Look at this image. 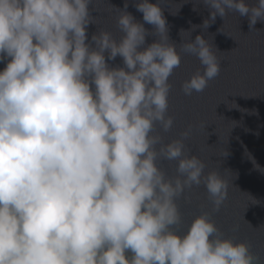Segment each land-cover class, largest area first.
Returning a JSON list of instances; mask_svg holds the SVG:
<instances>
[{
	"label": "clouds",
	"instance_id": "clouds-1",
	"mask_svg": "<svg viewBox=\"0 0 264 264\" xmlns=\"http://www.w3.org/2000/svg\"><path fill=\"white\" fill-rule=\"evenodd\" d=\"M200 2L208 18L181 29L177 45L160 0L134 3L143 23L125 2L118 41L106 30L89 40L91 0H0V264H264L214 219L229 184L190 155L197 126L165 142L182 53L201 65L181 84L185 96L221 73L225 52L191 32L229 13L250 31L264 23V0ZM118 56L123 66H110ZM162 161L176 162L175 175ZM201 186L211 208L179 235L177 201Z\"/></svg>",
	"mask_w": 264,
	"mask_h": 264
},
{
	"label": "water",
	"instance_id": "water-1",
	"mask_svg": "<svg viewBox=\"0 0 264 264\" xmlns=\"http://www.w3.org/2000/svg\"><path fill=\"white\" fill-rule=\"evenodd\" d=\"M125 2L129 5L127 11L143 23L142 13L133 6L139 0H91L89 9L95 22L88 26L89 40L100 30L111 32L117 41L120 39L123 33L116 25V16ZM246 2L254 4L256 0ZM160 3L170 39L177 45L181 43V29L188 31L194 25H202L209 16L200 0H160ZM145 27L153 30L151 25ZM255 29L259 31L249 30L247 17L229 13L225 21L218 16L207 30L197 27L191 32L192 39L203 33L219 52H225L218 54L222 60L221 73L204 92L185 96L181 84L201 70V65L195 57L182 53L181 66L170 77L168 114L173 116L174 125L165 134V142L178 137L189 123L197 126L187 142L190 155L200 156L208 165L206 171L220 172L229 184L228 200L214 216L218 227L226 235L247 240L254 251L264 255V23L258 22ZM184 35L187 38L188 34ZM154 39L147 37V43ZM108 63L123 66L119 56ZM3 67L0 63V70ZM225 97L227 103L221 102ZM206 123L212 124L206 126L205 132L199 125ZM175 165L174 161H162L170 176L175 175ZM188 195V202L177 201L182 215L179 235L186 233L201 211L211 208L203 186ZM233 228L236 230L232 231ZM127 255L130 257L131 253Z\"/></svg>",
	"mask_w": 264,
	"mask_h": 264
}]
</instances>
